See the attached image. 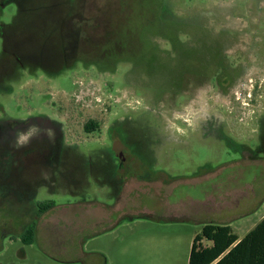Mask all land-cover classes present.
<instances>
[{
	"label": "rangeland",
	"instance_id": "1",
	"mask_svg": "<svg viewBox=\"0 0 264 264\" xmlns=\"http://www.w3.org/2000/svg\"><path fill=\"white\" fill-rule=\"evenodd\" d=\"M85 2L0 9V124L17 139L0 221L21 223L0 224V264H188L204 225L244 235L264 217V0L66 15ZM43 200L57 207L24 244Z\"/></svg>",
	"mask_w": 264,
	"mask_h": 264
},
{
	"label": "trees",
	"instance_id": "2",
	"mask_svg": "<svg viewBox=\"0 0 264 264\" xmlns=\"http://www.w3.org/2000/svg\"><path fill=\"white\" fill-rule=\"evenodd\" d=\"M84 129L86 132L97 129L96 123L90 121ZM35 229V226L27 229L23 236L25 244L34 241ZM204 241L210 245L204 246ZM188 264H264V219L239 241L228 225H204L193 238Z\"/></svg>",
	"mask_w": 264,
	"mask_h": 264
},
{
	"label": "flooded vegetation",
	"instance_id": "3",
	"mask_svg": "<svg viewBox=\"0 0 264 264\" xmlns=\"http://www.w3.org/2000/svg\"><path fill=\"white\" fill-rule=\"evenodd\" d=\"M41 0H0V9H4L7 5H16V6H30V7H34V6H38L40 4ZM97 9L95 7V4L92 2V0H89L85 2V6L84 7H80V8H76L74 10H72L70 13H66L67 16H71V19H75V20H91L92 19V15L94 14V12L96 13ZM71 35L70 37H72V41H73V45H71V51L74 50L75 46L77 45V41L73 39V36H79L76 32L75 29L73 28L71 31ZM81 33V31H80ZM16 136H15V130H7L6 128H2L1 124H0V153L1 151H7L8 148L11 150L10 154H15V149H13V147L16 145ZM122 155H118L119 160L123 161L124 158L121 157ZM14 170V171H13ZM14 172L15 174H17L18 168H12L11 167V172ZM12 181L11 183H13V181H16L15 178H11ZM16 196H18V194H15ZM53 203V207H51V204ZM12 204V203H11ZM16 205V203H13V205ZM14 205V206H15ZM36 205V211L35 214L33 216V220L29 223H24V224H32L31 226H35V230L37 231L38 229V225L42 222L44 216L50 212L52 209H54L55 207H57L55 205L54 202L50 201V200H43L42 202H37L35 203ZM10 205L7 204V202H4L0 199V211L2 208H9ZM60 207V206H59ZM17 224L18 222H6L4 220L0 221V224ZM21 224V223H18ZM30 226V227H31ZM29 227V228H30ZM10 241L12 239H17L16 237H9ZM12 238V239H11ZM20 239V238H18ZM21 240V239H20ZM21 242H23V239L21 240ZM24 243V242H23ZM25 244V243H24ZM32 244V243H31ZM28 244V245H31Z\"/></svg>",
	"mask_w": 264,
	"mask_h": 264
},
{
	"label": "crops",
	"instance_id": "4",
	"mask_svg": "<svg viewBox=\"0 0 264 264\" xmlns=\"http://www.w3.org/2000/svg\"><path fill=\"white\" fill-rule=\"evenodd\" d=\"M244 218H246V220H250L251 219V215H249V214H246L245 215V217ZM264 219V217H262L261 216V219H259V221L257 220V221H255V223H249V224H251L247 229H245V231H244V235H242V236H239V235H236L237 237H238V241L239 240H241L248 232H250L252 229H254L255 228V226L260 222V221H262ZM229 226V225H228ZM230 228L232 229V231H233V233H234V229L230 226ZM235 234V233H234ZM203 245L204 246H209L210 245V243L209 242H206V241H204L203 242Z\"/></svg>",
	"mask_w": 264,
	"mask_h": 264
}]
</instances>
